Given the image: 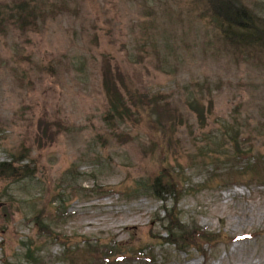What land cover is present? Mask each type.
<instances>
[{
	"label": "rangeland",
	"instance_id": "obj_1",
	"mask_svg": "<svg viewBox=\"0 0 264 264\" xmlns=\"http://www.w3.org/2000/svg\"><path fill=\"white\" fill-rule=\"evenodd\" d=\"M207 3L0 0V264H264V45Z\"/></svg>",
	"mask_w": 264,
	"mask_h": 264
},
{
	"label": "trees",
	"instance_id": "obj_2",
	"mask_svg": "<svg viewBox=\"0 0 264 264\" xmlns=\"http://www.w3.org/2000/svg\"><path fill=\"white\" fill-rule=\"evenodd\" d=\"M205 10L208 12V15L214 20V22L222 29L224 34L229 37V40L240 42L241 45L246 44H253L254 42L256 44L264 45V19L257 16L253 11H251L248 7H246L240 0H209V3L205 4ZM33 11H29L27 15H25L24 18V24L27 26L36 25V20L32 18V20H27V18L32 17ZM35 15V14H34ZM263 19V20H262ZM120 105L117 103H114L112 106L113 112H129V109L126 107V102L122 99H120ZM137 103H140L144 105V99H140L139 101H133V106L138 107L136 105ZM191 106H193L197 111H200L199 115L202 117V113L204 112L203 106L201 107V104L199 101H193L191 102ZM112 108L109 112H112ZM109 117L111 118L112 115L109 113ZM202 117L201 119H203ZM16 161L15 159L12 161H6L0 163V177H16V178H22L26 174H29L31 170L26 169L24 170L25 173H23V167L25 166H18L15 165ZM151 190H153L154 194H156L157 199L162 200L163 202L166 201V196H173L174 198H177L178 195L181 193V189L178 187V184L175 182H172L171 184L165 185L162 183L160 178H157L155 183L149 186ZM147 188L146 186L144 189ZM176 205H174L171 209H168L167 207H164L167 215H172ZM172 222V220H171ZM179 222L175 224L174 226H178ZM181 228V226H180ZM201 233V232H199ZM182 235L180 236V240L178 238L170 236V233L168 232V236L170 238H167V243L174 245L176 248H182V244L186 245V243H189L188 239H190L191 234L189 231H182ZM204 234V233H203ZM206 235V234H205ZM183 242V243H182ZM182 243V244H181ZM94 247V246H90ZM93 249V248H92ZM91 249V250H92ZM199 251L202 252L204 256L207 255L206 250L197 248ZM110 252H107L104 254V260H98V263L101 264H116L117 261L113 259L116 255H122L121 253H115L113 252L114 249H110ZM97 253L101 252L99 250H95ZM146 258V255L142 258ZM112 258V259H110ZM118 260V259H117Z\"/></svg>",
	"mask_w": 264,
	"mask_h": 264
}]
</instances>
